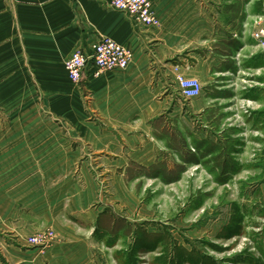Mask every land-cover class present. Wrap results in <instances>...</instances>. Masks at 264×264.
Masks as SVG:
<instances>
[{"label": "crops", "instance_id": "0c3cea01", "mask_svg": "<svg viewBox=\"0 0 264 264\" xmlns=\"http://www.w3.org/2000/svg\"><path fill=\"white\" fill-rule=\"evenodd\" d=\"M110 1L0 0V264H105L102 248L112 246L95 230L99 213L109 207L137 221L117 171L162 161L180 134L170 119L206 107L201 95H175L174 66L201 83L222 45L257 44L250 18L259 17L253 31L264 30V0H152L156 27ZM102 36L133 57L95 76L92 46ZM77 47L89 60L74 82L63 64ZM47 228L50 245L27 242Z\"/></svg>", "mask_w": 264, "mask_h": 264}, {"label": "rangeland", "instance_id": "374dc122", "mask_svg": "<svg viewBox=\"0 0 264 264\" xmlns=\"http://www.w3.org/2000/svg\"><path fill=\"white\" fill-rule=\"evenodd\" d=\"M235 8L240 9L241 5ZM258 18L249 19L252 25L247 31L252 28V38L258 30L253 31ZM262 44L258 40L256 45L243 48L221 46L223 61L217 64L210 79L201 82L204 110L199 114L188 110L185 115L170 119L180 134L179 141L168 140L160 161L166 164L164 177L129 180L125 169L117 171L123 173L129 193H134L133 206L124 202L127 208L130 206L131 221H149V230L167 227L174 239L188 248L195 246L206 251L204 243L213 241L224 250L211 253L226 260V264H230L227 259L235 253L251 255L264 264V124L258 120L259 111L264 109ZM174 91L177 95L178 90ZM164 120L161 126L165 129ZM203 138L235 143L231 156L239 162L240 170L225 184L216 182L205 158L200 159L201 163L186 162L198 154L195 143ZM100 174L97 173V180L109 195L112 187L108 178ZM234 204L242 216V234L218 239L220 229L232 216ZM122 246L120 241L111 249L102 248L105 264H123V258L115 253ZM153 255L139 254L140 264H153Z\"/></svg>", "mask_w": 264, "mask_h": 264}, {"label": "trees", "instance_id": "16d2710c", "mask_svg": "<svg viewBox=\"0 0 264 264\" xmlns=\"http://www.w3.org/2000/svg\"><path fill=\"white\" fill-rule=\"evenodd\" d=\"M228 46L231 47L232 44H225V47ZM261 89L264 91V87ZM258 115V120L264 124V109L259 111ZM178 136L174 134L171 140L177 141ZM233 144L235 143L232 141L231 143H223L218 139L213 141L203 138L195 143L198 154L193 158L189 157L186 162L201 163L200 159L205 158L206 162L211 164L210 169L216 176V182L225 184L240 170L239 162L231 156L232 152L235 151ZM125 172H127L125 178L129 180L146 176L161 178L166 172V164L163 161L149 167H143L131 162L125 168ZM232 211L228 223L223 225L217 234L218 239L228 240L242 234L243 220L236 204H234ZM148 222L135 221L130 223L125 217L115 215L109 207H106L99 213L95 230L109 246L115 245L116 241L121 239L123 246L115 253L123 258V264H140L138 255L141 253H154L152 256L153 264H226V260L219 259L211 253L217 254L224 250L217 243L206 241L204 243V246L207 247L206 251L195 246L188 248L174 239L169 228L162 227L161 230H149L146 228ZM227 261L230 264H260L251 255L244 253H235Z\"/></svg>", "mask_w": 264, "mask_h": 264}, {"label": "built area", "instance_id": "2783aa9c", "mask_svg": "<svg viewBox=\"0 0 264 264\" xmlns=\"http://www.w3.org/2000/svg\"><path fill=\"white\" fill-rule=\"evenodd\" d=\"M111 8L122 13H128L140 25L146 27H156L160 24L157 12L153 8L152 0H111ZM255 39L264 45V30L258 28L253 34ZM91 55L94 66V75H99L102 71L114 70L115 68H126L132 60V52L120 43L108 36H102L92 46ZM89 58L81 48H74L64 60V70L70 80L79 82ZM175 82L178 84V91L182 98H195L201 95L203 85L195 77L184 76L178 72L177 66ZM56 240L55 231L51 228L33 233L27 240L30 245L47 247Z\"/></svg>", "mask_w": 264, "mask_h": 264}, {"label": "bare ground", "instance_id": "6f19581e", "mask_svg": "<svg viewBox=\"0 0 264 264\" xmlns=\"http://www.w3.org/2000/svg\"><path fill=\"white\" fill-rule=\"evenodd\" d=\"M264 47V45H262Z\"/></svg>", "mask_w": 264, "mask_h": 264}]
</instances>
